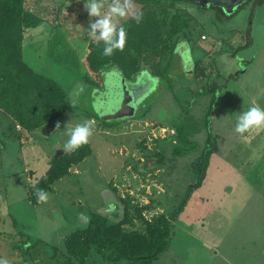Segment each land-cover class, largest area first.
Segmentation results:
<instances>
[{"label": "rangeland", "instance_id": "1", "mask_svg": "<svg viewBox=\"0 0 264 264\" xmlns=\"http://www.w3.org/2000/svg\"><path fill=\"white\" fill-rule=\"evenodd\" d=\"M34 1L38 0H27V6L32 7ZM48 2L45 11L37 10L43 21L25 33L23 59L61 85L70 107L51 125L45 124L32 132L9 129L10 120L0 110V259L8 260L9 264H59L57 258L64 250L65 237L84 226L93 215L102 219L107 215L113 220L111 214L117 215L116 204L122 205L119 200L123 198L129 200V208L133 206L129 211L133 223L124 226L127 230L143 229L145 225L137 217L134 206L151 204L150 209L143 211L148 220L163 210L157 203L163 205L165 212L174 210L194 184L191 163L201 156L208 133L213 132L221 137V140L216 138L219 150L209 157L204 181L197 191L212 198V204H217L220 211L230 213L233 206L247 212L235 210L231 214L239 224L233 225L224 236L237 246L228 247V259L240 264H264V129H253L243 135L235 131L237 117L242 112L253 105L264 108V4L257 7L246 3L232 18L213 7L179 4L189 11L192 20L189 39L179 41L175 50L179 57L167 68L168 74L191 86L202 75V70L194 68L201 60L199 64L206 67L208 83L214 80L224 83L218 96L209 98L203 92L196 93V89L170 93L164 78L152 77L146 68L141 71L145 74L135 76L134 84L124 82L119 71L110 69L106 76L103 74L102 85L92 86L83 77L87 72L83 57L89 23L98 17H89L85 0ZM44 3L45 0L38 1L39 5ZM110 5L111 0H104L102 13L107 14ZM126 18L114 17V22ZM203 33L206 36L201 39ZM247 37L251 39L250 44L240 47ZM220 49L223 51L219 53ZM231 52L239 59L230 60L227 55ZM213 70L215 73L208 78ZM143 76L147 79V84L141 82L147 85L145 90L132 97L124 96L121 87L141 86L139 79ZM199 82L206 83L201 78ZM157 86H161L158 92ZM141 95L145 97V104L153 101L155 117L162 123L158 127L183 126L184 133L191 137L188 143L179 140V146L188 152L174 157L168 146L170 137L160 140L167 146L164 165L159 171L142 167L144 153L155 148L157 139L149 138L153 125L130 122V118L122 120L136 112V105L131 114L111 115L115 110L129 112L131 98L142 101ZM185 98L195 103L188 107ZM208 103L212 106L210 131L201 119ZM165 109L173 111L172 119L166 117ZM89 119L95 122L94 135L89 140L90 151L66 174L52 181L45 190L46 202L38 201L36 192L41 189L38 181L47 174L52 160L65 154L63 145L68 139L65 126L74 127ZM142 138L146 149L137 145ZM147 164L152 167L149 161ZM207 228L209 232L213 226ZM177 231L187 239L182 244L168 241L165 250L153 258L114 261L92 251L84 264H206V247L197 244L195 236L210 238L209 234L205 235L201 226L192 230L180 226ZM216 250L220 254L222 247ZM234 254H238V259ZM214 261L212 264H221Z\"/></svg>", "mask_w": 264, "mask_h": 264}, {"label": "trees", "instance_id": "2", "mask_svg": "<svg viewBox=\"0 0 264 264\" xmlns=\"http://www.w3.org/2000/svg\"><path fill=\"white\" fill-rule=\"evenodd\" d=\"M26 1L0 0V110L10 120L8 123L9 129L15 128L20 132H32L45 124L51 125L70 107L61 85L52 77L37 72L23 59L22 45L25 33L30 28L37 27L43 21L37 10L45 11L44 7L49 3L48 0H45L44 4L39 5L38 0L37 3L33 2L32 7H29ZM182 2L195 4L187 0H134L136 9L144 14L143 20L137 24L129 16L117 23L118 27L123 26L127 32L123 51L116 50L112 56H103L104 43L102 41L96 43L88 38L87 50L83 57L87 71L83 76L85 80L90 81L92 86L98 87L104 82L103 74L106 76L110 69H116L123 75L124 82L134 84L136 83L135 76L139 74L140 77L145 74L141 71L146 68L152 77L164 78L166 82L164 84L171 90L170 93H180L185 91L184 88H188L190 92L195 89L198 94L203 92L209 98L218 96L217 93L224 88V83L223 81L221 84L217 83V80L208 83L205 75L206 67L199 64L201 60L196 62L194 68L202 70V75L201 77L197 76L198 83H193L191 86L185 84L182 80H174V77L168 74L169 70L167 68L174 63L176 56L179 57L175 51L178 43H180L179 41L183 42L189 39V25L192 18L189 11L179 5ZM263 4L264 0H257L253 5L259 7ZM213 8L217 9L220 14H224L219 7L215 6ZM205 36L203 33L200 38L204 39ZM250 42L251 39L247 37V40L240 47H246ZM221 51L223 50L220 49L219 53ZM227 56L230 60L239 59L235 52H231ZM214 71L209 72L208 78L211 75L213 76ZM141 78L139 83L144 82L147 84V79L144 76ZM200 78L206 83L201 84L199 82ZM140 85L138 87H122L121 90L124 96L132 97L142 90L144 91L147 86L143 83ZM161 86H157L159 87L156 90L157 92L161 89ZM151 87L154 88V85ZM141 97L142 101L131 98L130 103L136 105L137 110L131 117L122 118V120L130 118V122L133 120L143 123L151 121L155 125H162L155 117L157 111L154 108L153 101L145 104L143 101L145 97L142 95ZM185 100L188 107L195 103L193 99L185 98ZM211 110L212 106L208 103L207 111H204L201 118L209 131L212 122V118L209 121ZM185 113L187 114V112ZM165 115L169 119H172V116L174 117L173 111L167 109H165ZM175 115H178V112ZM214 134L213 132L208 133L201 156L192 161L191 164H193L194 169L192 182L194 184L185 192L184 197L181 198L180 203L174 210L170 212L163 210L148 220L143 216V211L150 209L152 205L134 206L137 217L145 226L140 230L133 228L127 230L124 225H132L133 223V217L129 213L131 209L133 210V206L129 208V200L123 198L119 200L122 205L116 204L117 215L111 214L113 220H110L107 215H104L103 219L101 217L95 218V215H93L86 221L84 226L77 227L65 237L64 250L60 254L61 257L57 258L60 260L59 264H84L88 260V254L92 251L104 259L114 261L119 259L131 261L148 259L164 251L168 241L169 243L172 242V236L176 228L172 226L171 220L186 204L191 191L197 189L204 181L209 157H212L217 149L216 138H218V135ZM188 136V133H184L183 126L178 127V125L173 135L168 134L167 137H170L168 146L172 148L170 155L172 154L174 157L188 152V149L183 148L184 150H182V147L179 146V140H185V143L191 142V137ZM167 137L164 139H167ZM219 139L221 140L220 135ZM160 140L162 139L156 140L153 152L147 153L146 151L144 153L145 159L143 161L145 162L142 167L146 170H157L164 165L163 162L166 157L164 147L167 145L161 144ZM142 142H140L141 147L139 143L137 145L140 149H146L141 145ZM89 151L90 146L88 143L71 154L64 151V155L54 158L47 174L38 181L41 189L45 191L49 188L53 180L66 174L70 167L81 161ZM147 161L151 163L152 167H148ZM131 166L133 167L132 164ZM114 189L116 194L117 190L115 187Z\"/></svg>", "mask_w": 264, "mask_h": 264}, {"label": "clouds", "instance_id": "3", "mask_svg": "<svg viewBox=\"0 0 264 264\" xmlns=\"http://www.w3.org/2000/svg\"><path fill=\"white\" fill-rule=\"evenodd\" d=\"M104 7V0H85L84 8L88 12L89 17H98L94 22L90 21L88 36L96 43L103 42L104 49L103 56H112L116 50L123 51L126 44L127 32L123 26L117 25L114 22V17L126 18L131 17L137 24L143 20V12L136 9L134 0H111L109 12L102 13ZM223 59V58H221ZM80 90L83 85L79 86ZM74 103V102H73ZM148 123V122H146ZM153 127L151 136L152 139H163L169 135H173L174 128H167L150 122ZM60 124L57 123L56 128ZM95 122L93 120H84L76 124L74 127L65 126V135L68 137L64 143V151L71 154L80 147L89 143L90 138L94 135ZM253 129H264V108L253 105L247 111L242 112L237 117L235 131L240 135L250 132ZM154 132V133H153ZM168 138V137H167ZM38 201L46 202L48 193L43 189L36 192ZM0 264H9L6 259H0Z\"/></svg>", "mask_w": 264, "mask_h": 264}, {"label": "crops", "instance_id": "4", "mask_svg": "<svg viewBox=\"0 0 264 264\" xmlns=\"http://www.w3.org/2000/svg\"><path fill=\"white\" fill-rule=\"evenodd\" d=\"M149 122H151V121H149ZM140 141L144 142L145 140L142 138V140H140ZM143 142L141 143V145H145ZM139 146H140V142H139ZM216 150L218 151L219 149H216ZM128 166H131V164H129ZM142 166H143V163H142ZM130 168H132V167H130ZM198 189L199 188H197L196 190L191 192V194H189V198L186 201V204L183 206L181 211L179 213H177L175 218L171 220L172 226L176 227L175 231L173 233V236H172V241L174 243L178 242V244H182L187 239V238H185V236L178 233L179 232V231H177L178 227L181 226L183 228H187V229L192 230L196 226H201L204 229L205 235L209 234V237H210V238H201L199 236H195L197 244L200 245L202 243L206 247V250L204 252V256L207 257V263L206 264H212V262L214 260L218 261V262L220 261L221 264H240L239 262L234 263L233 261H231V259L230 260L228 259V253H227L228 247L235 248L237 246L234 245L233 243H230L231 240L229 238H225L224 236L228 234L230 228L233 225L239 224L237 218L235 216L231 215L233 213V211L237 210L238 212H240V213L244 212L245 214L247 212L243 211V210L236 209L237 207H233V206H232L233 210L230 211V213H228L226 210L220 211L221 208L217 204L215 206L212 204V198H210L203 191H202V193L198 192L197 191ZM257 196H258V194H257ZM243 205L245 206L244 202H243ZM157 206L162 207L164 210L163 205L161 206V204L159 205L157 203ZM154 207H155V205H154ZM129 226H131V225H129ZM208 226H213V228L210 229L209 232L207 230ZM247 230H248V228H247ZM246 236L247 235H244V237H246ZM197 237L200 238V240H197L198 239ZM178 246H180V245H178ZM216 247H218V248L222 247V251L220 252V254L218 253V250H216ZM214 255L216 257H214ZM204 256H202V257H204ZM234 257H236L238 259L239 256H238V254H234Z\"/></svg>", "mask_w": 264, "mask_h": 264}, {"label": "flooded vegetation", "instance_id": "5", "mask_svg": "<svg viewBox=\"0 0 264 264\" xmlns=\"http://www.w3.org/2000/svg\"><path fill=\"white\" fill-rule=\"evenodd\" d=\"M219 2L225 4L227 6L226 7L227 10H223V8L219 5H215V6L219 7L227 18H232L235 15V13L238 12V10L242 9L245 6L246 3L251 2L252 4H254L257 2V0H220ZM195 4L198 5L197 3ZM198 6L202 7L201 5ZM205 7H213V6H210L207 3Z\"/></svg>", "mask_w": 264, "mask_h": 264}, {"label": "water", "instance_id": "6", "mask_svg": "<svg viewBox=\"0 0 264 264\" xmlns=\"http://www.w3.org/2000/svg\"><path fill=\"white\" fill-rule=\"evenodd\" d=\"M187 1H190V2H194V3H197L198 5H201L202 7L206 6V4L208 3L210 6H215V5H219L223 8V10H227L226 9V5L223 4V3H220L219 1L220 0H187ZM142 78L139 79V82L141 81ZM123 80V79H122ZM138 82V81H137ZM122 88V87H121ZM114 98H115V95H114ZM117 99V97H116ZM118 101H120L118 99ZM134 108V104H131L130 107L127 109V107H125V109L129 110V112H120L119 110H115V111H112L111 115L113 117H123L125 115H128V114H131L132 110ZM58 151H62V150H58Z\"/></svg>", "mask_w": 264, "mask_h": 264}]
</instances>
